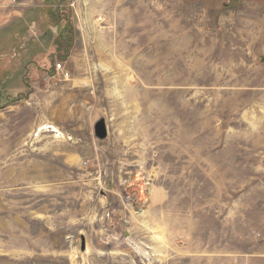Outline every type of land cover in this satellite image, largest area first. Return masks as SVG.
I'll use <instances>...</instances> for the list:
<instances>
[{
  "label": "rangeland",
  "instance_id": "rangeland-1",
  "mask_svg": "<svg viewBox=\"0 0 264 264\" xmlns=\"http://www.w3.org/2000/svg\"><path fill=\"white\" fill-rule=\"evenodd\" d=\"M41 4L0 0V264H264V0H71L54 49Z\"/></svg>",
  "mask_w": 264,
  "mask_h": 264
},
{
  "label": "trees",
  "instance_id": "trees-1",
  "mask_svg": "<svg viewBox=\"0 0 264 264\" xmlns=\"http://www.w3.org/2000/svg\"><path fill=\"white\" fill-rule=\"evenodd\" d=\"M41 1V5H40V9L42 11V14H44L48 20L49 23L53 26V32L51 34V48L49 46V48L45 45V43L43 42L45 36L42 33V37L40 42L42 45L45 46V49H54L55 47H61L63 45V42L66 39V35L67 33L70 32V29H68V25H69V20L68 19H64L61 16V12H63V10H65V5H69L71 0H40ZM64 18H67L66 16ZM39 48V46H38ZM45 49H37V53L32 57V60L29 63H32L33 61L36 63L39 62H43L45 60V62L47 61V59H45L46 57V50ZM24 81V80H23ZM1 94H0V98H1ZM5 100L6 103H8V101H11V96H7ZM2 99H0V101H3Z\"/></svg>",
  "mask_w": 264,
  "mask_h": 264
},
{
  "label": "water",
  "instance_id": "water-1",
  "mask_svg": "<svg viewBox=\"0 0 264 264\" xmlns=\"http://www.w3.org/2000/svg\"><path fill=\"white\" fill-rule=\"evenodd\" d=\"M95 134L100 140H105L108 137L107 125L104 120H100L95 125ZM83 249H84V246H83Z\"/></svg>",
  "mask_w": 264,
  "mask_h": 264
},
{
  "label": "built area",
  "instance_id": "built-area-1",
  "mask_svg": "<svg viewBox=\"0 0 264 264\" xmlns=\"http://www.w3.org/2000/svg\"><path fill=\"white\" fill-rule=\"evenodd\" d=\"M65 70L62 68V65H57V72H61L64 75H66V77H68V74L64 72Z\"/></svg>",
  "mask_w": 264,
  "mask_h": 264
}]
</instances>
